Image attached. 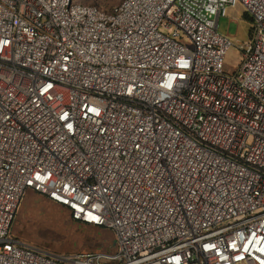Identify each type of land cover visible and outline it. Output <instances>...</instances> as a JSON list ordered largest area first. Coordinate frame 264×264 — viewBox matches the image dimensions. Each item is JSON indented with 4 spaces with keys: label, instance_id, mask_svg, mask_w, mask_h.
<instances>
[{
    "label": "built area",
    "instance_id": "built-area-1",
    "mask_svg": "<svg viewBox=\"0 0 264 264\" xmlns=\"http://www.w3.org/2000/svg\"><path fill=\"white\" fill-rule=\"evenodd\" d=\"M28 191L114 250L12 238ZM0 264H264V0H0Z\"/></svg>",
    "mask_w": 264,
    "mask_h": 264
},
{
    "label": "rangeland",
    "instance_id": "rangeland-1",
    "mask_svg": "<svg viewBox=\"0 0 264 264\" xmlns=\"http://www.w3.org/2000/svg\"><path fill=\"white\" fill-rule=\"evenodd\" d=\"M112 13L121 0H75ZM253 23L241 4L227 8L218 22L217 32L229 37L231 48L224 61L225 72L236 74L241 64L237 47L250 42ZM187 47L190 44L182 39ZM11 236L25 245H31L56 255L80 252L114 250L113 235L107 229L86 226L72 219L70 212L35 192L28 191L12 223Z\"/></svg>",
    "mask_w": 264,
    "mask_h": 264
},
{
    "label": "crops",
    "instance_id": "crops-1",
    "mask_svg": "<svg viewBox=\"0 0 264 264\" xmlns=\"http://www.w3.org/2000/svg\"><path fill=\"white\" fill-rule=\"evenodd\" d=\"M31 192V191H30Z\"/></svg>",
    "mask_w": 264,
    "mask_h": 264
}]
</instances>
